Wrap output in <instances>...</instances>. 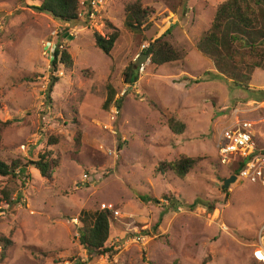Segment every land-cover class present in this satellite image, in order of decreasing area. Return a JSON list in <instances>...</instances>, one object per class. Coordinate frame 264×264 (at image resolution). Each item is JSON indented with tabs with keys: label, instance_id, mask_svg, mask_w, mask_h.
I'll list each match as a JSON object with an SVG mask.
<instances>
[{
	"label": "rangeland",
	"instance_id": "1",
	"mask_svg": "<svg viewBox=\"0 0 264 264\" xmlns=\"http://www.w3.org/2000/svg\"><path fill=\"white\" fill-rule=\"evenodd\" d=\"M223 1L108 0L102 19L67 26L38 12L41 0H0V120L10 123L0 125V153L28 165L0 178V194L8 189L13 201L0 204V237L11 241L0 264H260L253 251L264 243V186L238 177L224 188L238 164L222 165L217 143L237 120L251 122L264 147V71L242 85L196 49ZM133 3L154 11L144 35L124 27ZM74 28L78 36L67 38ZM115 31L106 56L94 32ZM164 34L181 60L159 68L144 60L138 81L127 84L146 41ZM48 42L68 50L72 68L53 72ZM108 86L122 98L119 112L103 107ZM170 119L184 133H174ZM51 137L58 143L48 147ZM47 147L59 159L51 180L30 164ZM185 156L201 160L184 177L161 166ZM101 209L114 217L110 261L90 257L79 241L82 211Z\"/></svg>",
	"mask_w": 264,
	"mask_h": 264
},
{
	"label": "trees",
	"instance_id": "2",
	"mask_svg": "<svg viewBox=\"0 0 264 264\" xmlns=\"http://www.w3.org/2000/svg\"><path fill=\"white\" fill-rule=\"evenodd\" d=\"M34 8L62 23L75 24L79 19V0H41L40 6ZM153 13L152 8L143 7L140 3L129 4L126 7L125 29L136 35H144L152 27V22L149 19ZM107 23L109 24L108 21ZM166 36L167 34H164V37L146 41L149 47L144 50L143 54L148 56L150 66L159 68L181 60L180 52L164 39ZM118 39L119 34L116 31L109 36H102L100 33L94 32L95 45L106 56L112 53ZM196 49L214 64L215 69L220 74L233 82L249 85L251 75L256 69L264 71V0H225L218 4L212 23L196 43ZM51 65L54 73L62 66L66 69L72 68L73 60L68 50L55 53ZM135 65L132 63L125 72L127 84L134 85L139 79L140 67ZM133 69L135 71H132ZM56 82H58V78H53L48 89L49 96L53 92ZM116 96V91L108 86L107 98L103 105L106 110H109L112 105H115L119 111L121 110L122 98L116 99ZM8 124L10 123L0 120V125L6 126ZM169 128L176 134H182L185 131V125L176 122L174 119L169 120ZM57 143L58 139L51 137L48 140V147ZM48 147L38 154V160L30 164L40 172L43 178L51 180L54 170L59 165V159L54 157L53 151ZM120 149H122L121 144L119 145ZM200 160V158L185 156L161 166L172 170L179 177H184ZM27 166L18 160L7 163L0 153V178H16L17 175L24 173V168ZM241 166L240 163L237 168L232 170V174L238 176ZM28 178H30L29 175H23L22 185L27 183ZM142 199L145 203L150 201L159 203L149 196H143ZM164 199L168 202L172 201L169 195H165ZM201 202H195L194 205L200 203L209 209H213V207ZM1 203L13 204L8 189H4L0 194ZM80 220L83 223V226L78 229L80 245L90 257L96 255L109 261L112 260L113 255L117 253L113 247L108 245L111 225L114 222L113 212L108 209L94 212L82 211ZM10 244V240L0 237L2 251H6ZM2 257H4V253Z\"/></svg>",
	"mask_w": 264,
	"mask_h": 264
},
{
	"label": "built area",
	"instance_id": "3",
	"mask_svg": "<svg viewBox=\"0 0 264 264\" xmlns=\"http://www.w3.org/2000/svg\"><path fill=\"white\" fill-rule=\"evenodd\" d=\"M107 3L108 0H79L78 22L93 23V20L98 17L102 19L101 16L106 9ZM65 24L70 26L69 23ZM76 30L80 29H71L67 38L77 37L78 32ZM64 50V46L55 42H48L44 47V53L51 62L55 53H61ZM117 111L119 112L118 109ZM253 131L251 122L236 120L220 132L217 150L222 165L242 164L237 178L249 179L253 183L264 186V147L258 146ZM179 210L181 209L179 208ZM221 229L227 231V227L224 224ZM253 258L260 264H264V243L262 241L253 251Z\"/></svg>",
	"mask_w": 264,
	"mask_h": 264
},
{
	"label": "water",
	"instance_id": "4",
	"mask_svg": "<svg viewBox=\"0 0 264 264\" xmlns=\"http://www.w3.org/2000/svg\"><path fill=\"white\" fill-rule=\"evenodd\" d=\"M144 60L149 61V58L146 54H143L142 57L137 61V66L141 67V65L143 64L142 62ZM236 180H237L236 175L231 176L229 179L225 180L224 188H228L230 186V184Z\"/></svg>",
	"mask_w": 264,
	"mask_h": 264
}]
</instances>
